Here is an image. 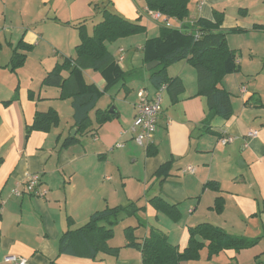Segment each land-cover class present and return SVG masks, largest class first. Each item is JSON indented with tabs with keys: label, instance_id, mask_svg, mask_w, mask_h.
<instances>
[{
	"label": "crops",
	"instance_id": "obj_1",
	"mask_svg": "<svg viewBox=\"0 0 264 264\" xmlns=\"http://www.w3.org/2000/svg\"><path fill=\"white\" fill-rule=\"evenodd\" d=\"M225 2L189 0L185 24L191 25L200 18L215 22L216 15L223 18L221 29L227 33L228 47L236 53L242 73L226 76L220 85L231 95L234 114L230 120L213 117L206 121L209 108L206 98L198 95L196 70L182 61L179 68L169 70L168 76L181 79L185 91L177 102L165 91L149 154L145 148L140 150L130 132L137 94L121 112L111 105V91L106 93L97 109L108 110L112 117L99 126L92 112L91 129L78 137V143L64 148L63 141L76 131L72 100L60 99L59 87L43 85L58 64L75 58L76 47L81 43L78 27L85 26L91 35L94 26L103 21L104 9L143 26L147 22L151 25L146 26L148 31L160 30L164 24L148 16L147 1L0 0V264H8L5 258L9 255L24 257L28 264H143L141 252L127 247L126 238L122 245L112 246L119 248L117 256L103 254L97 260L58 256L62 235L84 226L94 213L107 207L139 204L138 200L125 201L127 160H132L134 166L141 163L140 177L133 178L143 180V189L150 192L146 203L139 205L145 207L148 218L145 232L136 230L139 242L154 227L166 232L170 244L182 252L189 244V229L204 223L232 236L258 239L257 245L264 240V97L258 83L260 77L264 79V42L257 39L264 33V0L230 2L236 16L242 15L236 22L228 21L225 11L218 9ZM175 20L176 25L181 24ZM234 29L236 32L230 31ZM108 49L125 72L117 85L118 94L130 91L126 71L141 81L137 93L141 89L150 94L156 92L158 88L150 82L148 64L142 55V43L133 45L120 39L108 44ZM15 53L26 56V61L13 70ZM260 64L261 74L253 78L258 69H251ZM87 71L83 72L85 82L103 90V76ZM68 74L63 73L64 77ZM132 82L138 84L135 79ZM51 109L61 119L59 127L49 133L34 131L26 140V127L33 124L36 113ZM111 109L114 113H110ZM250 131H258V135L249 138ZM225 136L235 140L223 145L221 139ZM167 163H172L169 177L160 182L155 174ZM31 173L40 174L37 190L45 194L31 195L22 186L23 195L16 197L13 191L17 184ZM208 183H216L218 189L205 187ZM132 185L131 190L137 191ZM155 197L178 206L182 219L174 222L156 211L149 203ZM218 199L223 204L221 212L217 211ZM246 250H225L208 259L204 248L200 259L181 264H243Z\"/></svg>",
	"mask_w": 264,
	"mask_h": 264
},
{
	"label": "trees",
	"instance_id": "obj_2",
	"mask_svg": "<svg viewBox=\"0 0 264 264\" xmlns=\"http://www.w3.org/2000/svg\"><path fill=\"white\" fill-rule=\"evenodd\" d=\"M146 1L149 11L160 12L170 19L183 23L181 31L164 25L160 29L159 37L145 42L143 56L146 65L154 61L159 62V65L149 72L152 85L160 88L166 84L173 102H177L185 87L181 79L168 76L167 68L185 60L196 70L198 95L207 100L209 115L206 121L209 122L213 117L230 120L234 114L231 95L220 85L226 76L239 72L240 66L236 53L228 47L227 33L221 29L223 18L216 15L215 22L200 18L191 25L185 24L189 16V0ZM102 13L103 21L94 26L91 35L85 26L78 27L81 43L76 47L75 58L58 64L43 81L44 86L61 89L60 99L72 100L74 128L77 134L63 141L64 148L78 143V137L91 129L94 122L92 112H95V122L99 126L112 117L108 110L97 109L100 99L124 79V73L116 64L108 44L142 34L146 30L140 23L128 21L117 13L105 9ZM230 31L236 32V29ZM25 61L26 56L15 53L11 68L16 70L22 67ZM87 70L103 76L106 81L103 90L85 82L83 72ZM64 72L69 73L67 77H64ZM31 97L33 98L32 94ZM11 103L6 102L5 105ZM59 125L60 117L55 110L38 112L33 124L26 127V140L34 131L49 133ZM147 150L150 154V147ZM171 165L172 163L165 164L155 174L160 182L169 177ZM205 187L218 189L216 183H208ZM219 200L217 211L221 212L223 204L220 205ZM149 203L156 211L165 214L174 222L182 219L178 206L170 205L160 197L152 198ZM143 210L145 207L133 202L128 206L108 208L94 213L84 226L68 230L62 235L58 256L69 255L90 260H97L103 254L117 256L119 248H111L108 245L109 239L113 236L112 226L118 221L120 214L126 212L134 215ZM137 229L138 227L125 229L126 239L129 241L127 247L136 248L141 252L143 264H181L198 260L204 248L208 250V259H212L225 250L240 252L258 244V239L232 236L212 224L204 223L189 229V244L181 252L170 244L164 232L154 227L150 229L148 236L139 242L134 234ZM50 264H55V261H51Z\"/></svg>",
	"mask_w": 264,
	"mask_h": 264
},
{
	"label": "rangeland",
	"instance_id": "obj_3",
	"mask_svg": "<svg viewBox=\"0 0 264 264\" xmlns=\"http://www.w3.org/2000/svg\"><path fill=\"white\" fill-rule=\"evenodd\" d=\"M230 2H232V4H233V3H235V0L230 1ZM230 2H225V4L220 5L218 7V9H223L225 11V13H226V15L228 17V21L236 22L237 18H238V20H241L242 15L240 14L239 17L236 16L238 13H236V11L235 12L233 11V5ZM251 13L254 14V13H257V12H251ZM224 18H225V15H224ZM145 24H146L147 27L151 26L147 22H145ZM243 27H245V26H243ZM157 32H158V35H157ZM160 32H161L160 30L156 31L154 28H151L148 31V29L146 28V30L142 34L139 33V34H136L134 36H129V37L123 38V39L127 43H132L133 45H137L139 43H142V45H144L147 38L159 37L160 36ZM235 38H239V37H235ZM123 39H121V40H123ZM257 39H258L259 43H260V41L264 42V33H262L261 35L257 36ZM129 48L131 50L134 49L133 47H129ZM111 51H113V50H111ZM130 52L132 54L133 51H130ZM142 55H144L143 51H142ZM238 55L240 56L239 51H238ZM180 62H182V61H180ZM180 62L175 63V64L171 65L170 67H168L167 68V74H168L169 70L172 67L179 68ZM183 62H186V61L183 60ZM124 63L125 62H123L122 65H124ZM255 69H258V70H256V74H252L253 78L258 77L261 74V73H259V69H263V65L260 64L257 67H252L251 71H253ZM86 72H88V71H86ZM238 73H240V72H238ZM240 74H242V73H240ZM126 76H127L126 79H127V82H128V87H130L129 93H127L125 91H121V93L118 94L119 93L118 89H119L120 85L115 87L113 90H110L111 91V95H112L111 105H112V107L118 108V110H120L121 112L125 111V109L127 107H129L130 104L132 103V101L136 98V94H137L136 90L139 88L138 87L139 86V82H141L139 79L130 77L129 74H127V71H126ZM133 79H135L138 82V84L135 83V82H132ZM232 79H233V81H232L233 84L236 86L237 82L235 81V77H232ZM244 83H245L246 86L248 85L246 82H244ZM258 83H259V86L261 88L260 93L264 97V79H263V77H260L258 79ZM234 93L235 94L238 93V87H237V89L235 90ZM163 107L164 106H163V103H162L161 111H162ZM63 120L64 121L66 120V116H64ZM60 122H61V119H60ZM140 148H141L140 150H142L143 147H140ZM140 152H142V151H140ZM140 169H141V163L140 162H139V164H136L134 166L132 164V160H127V164H126V167H125V171H126L125 173L127 175H130V176L125 175L126 178H125L124 182L126 183V188L123 190V191H126V193H127V198L125 199L126 202L127 201L129 202V201H132V200L133 201H137L138 200L139 201V205L146 203L147 198H149V195H150V192H147L148 189H146V188L143 189V180L139 181V179H134L133 178V177H138V176L140 177V175H139V170ZM132 184H134L136 186L137 191L134 188L131 190V188L134 187ZM141 190L142 191L144 190L142 195H140ZM129 193H131V194H129ZM130 198H132V199L128 200ZM126 205L122 204V205H119V206H126ZM108 208L109 207H107L105 209H108ZM110 208H114V207H110ZM144 212H145V210L140 211V212H138V213H136L134 215H129L126 212H124L123 214H120L118 221L115 223V225L112 226L113 236L109 239L108 245L111 248H112V246L122 245L121 243L124 241V238H126L125 229H127L128 227H136V228L138 227V229L141 228L142 233L145 232L144 229H146V227L148 225V218H147L146 213H144ZM136 232L137 231H135V233ZM116 249H117V247H116ZM243 255H245V258H246V262L243 263V264H253V263L254 264H258L260 262L264 264V240L259 245H257V247H254V248H251L249 250L244 251ZM258 258H259V260H258Z\"/></svg>",
	"mask_w": 264,
	"mask_h": 264
},
{
	"label": "built area",
	"instance_id": "obj_4",
	"mask_svg": "<svg viewBox=\"0 0 264 264\" xmlns=\"http://www.w3.org/2000/svg\"><path fill=\"white\" fill-rule=\"evenodd\" d=\"M230 2L232 0H224ZM148 16L155 22H162L166 27L182 30L183 23L175 20L181 24L176 25L170 18L164 16L160 12L149 11ZM122 61V58L119 59ZM168 86L165 84L158 88L155 93L150 94L147 90L141 89L137 93L138 102L136 104V116L131 126L130 132L133 136V140L140 147L148 149L153 143V136L157 130L158 119L161 114V108L163 103V95L167 90ZM242 93H245V89H242ZM258 135V131H250L248 133L249 138H255ZM235 140L233 136H225L221 139V143L226 145L232 143ZM121 147V145H118ZM190 171H193L189 168ZM40 174H27L25 180L22 183L17 184L14 195L21 197L24 192L21 191L20 187L24 186V191H27L31 195L42 196L45 193H41L37 190L40 184ZM5 262L8 264H28V260L24 257L9 255L5 258Z\"/></svg>",
	"mask_w": 264,
	"mask_h": 264
},
{
	"label": "water",
	"instance_id": "obj_5",
	"mask_svg": "<svg viewBox=\"0 0 264 264\" xmlns=\"http://www.w3.org/2000/svg\"><path fill=\"white\" fill-rule=\"evenodd\" d=\"M158 65H159V62H157V61L151 62V63H149V64L147 65V70H148V71H151V70L155 69ZM110 113H114V110L111 109V110H110ZM75 135H76V131L74 130V131L72 132V137H74Z\"/></svg>",
	"mask_w": 264,
	"mask_h": 264
}]
</instances>
